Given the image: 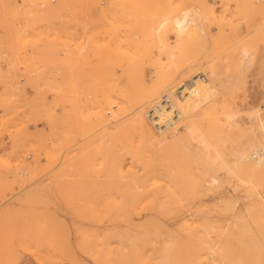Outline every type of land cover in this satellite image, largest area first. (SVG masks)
I'll return each mask as SVG.
<instances>
[{
	"label": "rangeland",
	"instance_id": "obj_1",
	"mask_svg": "<svg viewBox=\"0 0 264 264\" xmlns=\"http://www.w3.org/2000/svg\"><path fill=\"white\" fill-rule=\"evenodd\" d=\"M200 67L231 76L222 101H206L221 160L94 132L97 110L117 111L108 99L126 109L150 83ZM262 92L264 0H0V264H197L205 236L232 228L237 206L212 199L238 186L221 163ZM206 172L221 174L216 188ZM255 179L238 187L244 206L264 192ZM235 245L227 264L259 263Z\"/></svg>",
	"mask_w": 264,
	"mask_h": 264
},
{
	"label": "bare ground",
	"instance_id": "obj_2",
	"mask_svg": "<svg viewBox=\"0 0 264 264\" xmlns=\"http://www.w3.org/2000/svg\"><path fill=\"white\" fill-rule=\"evenodd\" d=\"M175 78L159 80L155 85L150 83L136 99L125 100L127 102L126 109H123L120 101L108 99L107 105L110 110L111 107L116 106L117 111L111 110L108 112L110 113V117H108L102 108L97 110L98 112L96 111L92 118L94 119V132L100 131L103 138L105 134L115 137L123 136L126 131H130L139 137L144 148H149L156 153L166 151L176 145H182L189 152V156L193 155L196 159L197 157L199 159L200 154H203L202 156L206 160H210V158L221 160L222 151L220 153L218 143L223 141L221 139L222 123L216 119L215 114L207 112L210 105L206 101L210 96H214V102H221L222 97L217 89H229L231 76L224 80L218 72L210 70L208 67H202L181 77L178 81L176 80L177 82ZM261 96L260 104H250L244 110L243 121L247 125V130L239 147L232 151L235 159L231 162L223 159L221 163L225 169L222 172L235 179L238 186H234V184L212 199L215 204L230 197L229 204L226 206H233V208L237 206L234 214L227 218L232 222V228L228 231L226 227L228 223H226L221 228L219 237L205 236L207 238L204 243L208 251L205 257L203 254L199 258L196 256L197 264H227L232 260L235 261L229 258V249L235 244L247 245V248L244 247L245 251L249 248L250 250L247 251L252 252L250 254L254 256V260L256 259L258 264H264V192L255 189L254 193H248V196L251 195V201L245 206L244 204L248 201H246V196L237 192L240 185L254 182L256 181L254 178L264 175V127L260 123L261 110L264 108L260 105H264V92ZM220 113L226 122H232L233 117L235 118V113L230 111L225 110ZM210 163L212 164V162ZM213 163L215 164V162ZM119 167L121 168V165ZM216 173L205 174L208 190L216 188L220 182L221 174L217 175L218 173ZM68 175L71 179L67 178V180L74 181L72 174L68 173ZM166 195L157 198L173 199V202H180L179 196L172 198ZM189 226L181 224L180 229H190L191 226ZM244 238H248L249 241L244 242ZM243 246L240 245V247Z\"/></svg>",
	"mask_w": 264,
	"mask_h": 264
},
{
	"label": "built area",
	"instance_id": "obj_3",
	"mask_svg": "<svg viewBox=\"0 0 264 264\" xmlns=\"http://www.w3.org/2000/svg\"><path fill=\"white\" fill-rule=\"evenodd\" d=\"M260 123H261L262 127H264V108H262V110H261Z\"/></svg>",
	"mask_w": 264,
	"mask_h": 264
}]
</instances>
